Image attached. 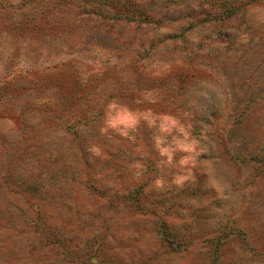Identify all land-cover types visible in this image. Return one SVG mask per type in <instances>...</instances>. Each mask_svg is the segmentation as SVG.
Instances as JSON below:
<instances>
[{
	"label": "rangeland",
	"instance_id": "374dc122",
	"mask_svg": "<svg viewBox=\"0 0 264 264\" xmlns=\"http://www.w3.org/2000/svg\"><path fill=\"white\" fill-rule=\"evenodd\" d=\"M0 264H264V0H0Z\"/></svg>",
	"mask_w": 264,
	"mask_h": 264
}]
</instances>
